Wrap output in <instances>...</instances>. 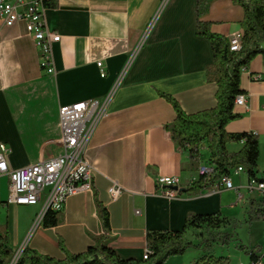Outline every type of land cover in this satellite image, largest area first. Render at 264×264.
<instances>
[{
  "label": "crops",
  "instance_id": "1",
  "mask_svg": "<svg viewBox=\"0 0 264 264\" xmlns=\"http://www.w3.org/2000/svg\"><path fill=\"white\" fill-rule=\"evenodd\" d=\"M54 1L47 8L46 22L61 36L53 45L56 73L41 68L39 50L24 23L6 27L0 19V143L9 148L12 168L38 162L43 152L60 154L61 107L108 95L142 38L144 43L90 136L86 159L92 185L66 198L59 224L45 227L42 221L34 227L42 202H9L8 176L0 177V230L10 234L11 256L25 242L57 259L65 257L60 240L73 253L86 251L103 233L95 192L110 214V244L121 257L138 259L147 251L149 230L181 229L193 212L220 210L229 217L240 204L245 211L250 198H262L242 188L241 199L236 190L186 191L197 174L189 170L188 155L177 149L165 130L176 112L161 93L176 99L187 113L217 104L218 84L207 77L214 55L210 41L198 32L197 0H166L163 7V0ZM204 19L211 32L228 40L243 34L244 9L234 0H213ZM241 88L246 103L236 107L239 117L227 130L257 134L260 164L264 161L263 55L242 70ZM207 145L202 159L209 157ZM160 175L180 176L179 197L158 194ZM259 175H264V166ZM248 178L239 176L234 183L242 187ZM116 188L119 191L114 193ZM198 232L186 234L192 242L189 249L195 251L173 256L165 264H195L199 241L189 235ZM256 241L250 247L259 246L257 253L264 258V238ZM228 256L231 264L250 263L248 254L238 260Z\"/></svg>",
  "mask_w": 264,
  "mask_h": 264
},
{
  "label": "trees",
  "instance_id": "2",
  "mask_svg": "<svg viewBox=\"0 0 264 264\" xmlns=\"http://www.w3.org/2000/svg\"><path fill=\"white\" fill-rule=\"evenodd\" d=\"M213 0H197V28L198 32L210 41L214 61L207 68V77L218 84L216 95L217 104L214 108L196 113L185 112L178 101L172 96L161 93L170 101L175 109L174 120L165 125L177 149L188 155L189 170L196 172L202 160V150L207 142L208 161L213 167V173L208 176H198L189 184L186 191L199 193L203 187L214 183L223 175H230L234 168L243 166L249 178H257L264 182V175L260 176L258 159L260 155L259 139L253 131L230 132L227 126L239 117L235 111V100L244 93L241 88V73L258 55L264 56L261 42L264 39V0H234L244 9L242 34V48L231 51L228 38L210 31V22L204 19ZM54 0L47 5L53 6ZM237 144V150L229 145ZM186 170V169H184ZM98 213L102 222L103 233L95 238L86 251L73 253L60 240V247L65 254L64 259H57L42 254L37 250L26 247L17 264H165L173 256L186 253L192 242L186 237L189 230H197L201 240L196 244L198 248H206V252L198 256L195 264H231L229 256L218 255L216 245H227L233 234L223 229L229 223V218L220 210L207 213H189L181 229L149 230L146 245L149 252L148 259L123 258L110 244L108 231L110 229V214L98 199L95 192ZM247 222H264V196L261 199L250 198L245 207ZM61 221L60 210L49 208L43 218V225L51 227ZM256 247H244L250 261L263 257L257 253ZM12 249L8 230H0V264H8Z\"/></svg>",
  "mask_w": 264,
  "mask_h": 264
},
{
  "label": "built area",
  "instance_id": "3",
  "mask_svg": "<svg viewBox=\"0 0 264 264\" xmlns=\"http://www.w3.org/2000/svg\"><path fill=\"white\" fill-rule=\"evenodd\" d=\"M50 1L0 0V19L6 27H12L19 22L24 23L28 35L33 37L39 50L41 68L48 73H56L53 45L61 40V36L47 27L46 11ZM165 2L166 0H163L162 7ZM143 43L144 38L140 40L130 57L129 63L108 95L101 99L81 101L61 107L62 134L59 144L62 147V152L60 154L54 155L43 152L38 162L20 168H12L8 161L9 148L6 144L0 143V177L8 176L9 202L18 205H36L42 202V209L35 218L34 227L43 221L49 208L61 210L68 196L91 187L93 173L86 159L90 136L96 124L106 114L114 92L122 82L133 56ZM229 43L231 51L241 50L242 34L230 37ZM97 65L104 76L103 62L99 61ZM246 99V94H239L236 97L235 106L245 105ZM244 171L243 166L234 168L230 175H223L214 183L209 184V188H206L207 192L236 190L239 199H241L243 197L241 188L244 187L243 189L246 191L264 196V185H258L257 178H248L247 183L242 187L235 185L232 175H240ZM212 173L213 167L208 158L202 159L198 166L197 175L191 182H194L198 176L209 177ZM156 184L159 195L169 198L179 197L178 189L181 185L179 175H160ZM176 187L178 189H175ZM112 191L115 193L119 189H112ZM43 194L45 197L42 200ZM140 212V210L136 211L138 214ZM26 247L27 243L25 242L15 252L13 259L8 264H17ZM148 254L147 250L143 258L148 259ZM249 264H264V258L250 261Z\"/></svg>",
  "mask_w": 264,
  "mask_h": 264
},
{
  "label": "rangeland",
  "instance_id": "4",
  "mask_svg": "<svg viewBox=\"0 0 264 264\" xmlns=\"http://www.w3.org/2000/svg\"><path fill=\"white\" fill-rule=\"evenodd\" d=\"M230 149L235 150L237 148V145L231 144L229 145ZM206 154V150H202V155ZM261 164V165H260ZM258 164L259 166V171H262V167L264 166V161L261 159V163ZM241 176L243 180H246L247 172L246 170L243 172V174L240 175H235L233 174V180L235 182H238V178ZM245 186V185H244ZM244 187H242L243 189ZM244 190V189H243ZM244 192H249L244 190ZM44 199L45 194L42 195ZM229 218V223H227L226 227L223 229L226 232H230L233 234V238L227 245H216L215 249L218 255H225L228 256L229 254L233 255L235 257V260H238V258H247V253L245 252L244 247H249L253 245L256 240H261L264 238V222L263 221H256L253 222L252 224H249L247 222V215L246 212L243 209V205L240 204L238 205L233 211H230L228 214ZM201 236V234H200ZM199 236V232L189 235L193 240L197 239L200 241L202 238ZM195 248H188L187 253L191 254ZM206 248L202 247L201 249L199 248L198 253L200 256L204 252H206ZM14 254L11 256L10 261L13 259Z\"/></svg>",
  "mask_w": 264,
  "mask_h": 264
},
{
  "label": "bare ground",
  "instance_id": "5",
  "mask_svg": "<svg viewBox=\"0 0 264 264\" xmlns=\"http://www.w3.org/2000/svg\"><path fill=\"white\" fill-rule=\"evenodd\" d=\"M258 185H264V182L258 180Z\"/></svg>",
  "mask_w": 264,
  "mask_h": 264
},
{
  "label": "water",
  "instance_id": "6",
  "mask_svg": "<svg viewBox=\"0 0 264 264\" xmlns=\"http://www.w3.org/2000/svg\"><path fill=\"white\" fill-rule=\"evenodd\" d=\"M175 189H178L177 187Z\"/></svg>",
  "mask_w": 264,
  "mask_h": 264
}]
</instances>
